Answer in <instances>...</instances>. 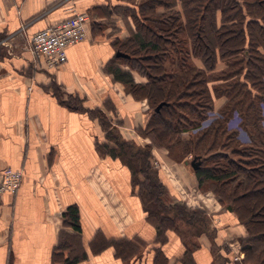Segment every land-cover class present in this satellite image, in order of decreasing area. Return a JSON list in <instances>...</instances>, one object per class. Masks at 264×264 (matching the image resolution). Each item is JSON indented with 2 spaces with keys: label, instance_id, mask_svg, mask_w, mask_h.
Returning <instances> with one entry per match:
<instances>
[{
  "label": "crops",
  "instance_id": "crops-1",
  "mask_svg": "<svg viewBox=\"0 0 264 264\" xmlns=\"http://www.w3.org/2000/svg\"><path fill=\"white\" fill-rule=\"evenodd\" d=\"M144 1L0 0V181L4 167L22 171L16 192L0 193V264H64L66 256L82 249V264H184L186 245L173 229L158 239L139 197L130 194L126 169L113 163L97 168L94 145L103 140L104 132L87 115L100 108L112 123L121 120V126L133 133L135 122L144 126L133 97L120 92L105 70L109 59L119 57L112 38L128 37L137 27L133 19L143 22ZM152 8L155 18L183 10L181 0ZM74 12L89 15L87 36L67 48L65 63L49 69L42 57L31 54L28 39ZM144 24L150 29V24L158 25L150 20ZM116 28L121 33L111 34ZM120 66L128 69L125 63ZM131 73L136 82L146 81L136 71ZM53 82L68 98H80L76 110L49 91ZM189 166L186 161L170 163V169L163 166L157 172L170 203L200 209L213 221L214 235L208 236V230L200 233L192 263L242 264L232 261L229 253L231 228L240 227L237 216L222 208L212 193L200 190ZM93 169L101 170L97 182ZM72 204L79 209L80 231L63 224L62 213ZM61 238L66 248L56 251ZM135 239L139 246L128 256L115 254L117 246ZM97 249L101 250L93 252Z\"/></svg>",
  "mask_w": 264,
  "mask_h": 264
},
{
  "label": "trees",
  "instance_id": "trees-1",
  "mask_svg": "<svg viewBox=\"0 0 264 264\" xmlns=\"http://www.w3.org/2000/svg\"><path fill=\"white\" fill-rule=\"evenodd\" d=\"M172 1L145 0L141 3L140 11L145 18L143 22H137L138 29L133 35L116 41L120 44L116 46L117 51L125 56L115 57L114 63L108 67V73H111L116 81L128 85L133 96L146 97L152 101L153 110L146 125L159 141L187 129L183 128L187 125L195 126L197 121L204 117L206 108L211 105L207 84L211 77L207 72L214 71L218 61L224 62L225 67L220 77L211 78L213 81H222L223 84L218 85L217 92L227 99L218 111L225 118L231 111L237 112L238 121L242 127H246V130L243 129L247 133L249 144L256 148L254 158L246 162L254 164L240 167L234 159L217 153L206 157L194 171L199 186L206 181L227 182V179L236 177L240 170L243 171L242 180L239 181L238 187L232 190L233 193H229V198L233 204L232 209L245 224L249 234L246 244L241 248L242 251L246 254L259 248L254 247L252 243L261 245L258 263L264 264V129L260 115L261 105L264 106V0H181V14L173 10L155 18L152 7ZM148 13L155 19L147 17L150 16ZM145 20L157 22L156 30L148 28L144 24ZM167 44L170 48L166 47ZM191 54L201 59L204 68L195 69L188 63ZM167 61L172 67L176 65L175 74L167 71ZM121 63L127 64L128 69L121 68ZM131 71L145 76L146 81L136 82ZM175 95L178 101H175V104L170 103L169 98ZM185 96L191 99L195 97L198 102L193 105L192 101L183 99ZM75 97L71 96L73 100ZM64 103L69 107H79L75 103ZM183 107L189 111L191 117L187 114H184L187 118L181 117L180 110ZM90 112H98L105 126L102 111ZM181 120L186 122V126L180 125ZM223 121L224 119H215L204 134L212 131L213 137L222 138L218 135ZM236 131L230 130L227 133V128L225 130L223 127L221 135H226L225 139L233 140ZM107 136L113 138L115 146L119 145L117 154L114 145L108 152L113 156L124 157L133 174L142 176L141 198L158 235L163 236L166 229L181 228L178 221L188 228L187 234L195 232L198 235L207 230L208 222L204 211L188 209L186 205H171L165 185L153 171L149 149L128 154L126 149H123L124 143H118L119 141L114 139L116 134L111 129ZM200 139L201 136L198 141ZM239 150L243 152L244 149ZM135 155L141 158L138 159V165L129 159ZM221 158L226 161H221ZM255 205L258 207L256 211ZM63 216L68 219L73 229L80 231L77 205L67 206ZM195 233L182 237L187 246L186 255L197 246L196 241L192 240L196 236ZM84 259L85 253L76 250L66 256L63 263L82 264Z\"/></svg>",
  "mask_w": 264,
  "mask_h": 264
},
{
  "label": "rangeland",
  "instance_id": "rangeland-1",
  "mask_svg": "<svg viewBox=\"0 0 264 264\" xmlns=\"http://www.w3.org/2000/svg\"><path fill=\"white\" fill-rule=\"evenodd\" d=\"M141 17H143V16L141 15ZM149 17H151V15ZM132 22H133V24L136 25V22H138V21H137V19H133ZM150 26H151L152 30H154V31L156 30L155 26H153L152 24H150ZM137 29H138V27H135L136 31H137ZM132 30H133V28H132ZM135 30H133V31L136 32ZM133 31H130L129 36L134 34ZM119 33H121V30H118L117 28L111 31V34H113V35H119ZM111 37H114V36L111 35ZM128 37H125V39ZM116 41H118L117 38L114 40L112 38V42L114 44H117L115 46H119L120 44L117 43ZM121 47L126 49V47H123V46H121ZM166 47L170 48V45L167 44ZM191 55H189L188 63H190V65L195 67V69L196 68H204V65H203L201 59L199 57H194ZM113 60H114V58L113 59L111 58L105 63L106 72H108V67L113 62ZM217 64L218 65L214 71L207 72V75H210V77L212 79L220 77L221 71L225 67L224 62L218 61ZM166 65H167L166 66L167 71H171V72H173V74H175L174 71L177 70L176 65L174 64L172 67L171 64H169V61L166 62ZM107 74H109L111 76L113 81H115L116 83L119 84L120 89H121L120 92H122L123 94H128L129 96L133 97L132 98L133 102L135 103V105H137V106H135V108L137 107L136 110L138 111V115H140L139 117H142V116L144 117L145 124H144V126L140 127V126H138L137 122H135L136 127H134V128L136 130V133H133L132 131H130L129 128H128L129 130H127L126 127L121 126V120L120 121L116 120V121H113V123H112L111 119H109V117H107L103 111H102V113L104 115L105 126L103 125V123L101 121V117L98 114V112H95V113L88 112L87 115L91 118H95L98 121L102 131L104 132L103 140L100 142H98V141L95 142V145H94L95 151H96V158H97V168L99 169L101 164H105V163H113V164H118L120 166H123L127 171L126 172V178L128 179V183L130 185V194H132V195L135 194L139 197L138 199L141 202L142 209H144L146 211L148 219H149L148 210H147L146 205L143 203V200L141 198V195H142L141 194L142 193V187H141L142 176L140 175L138 177V175L133 174L130 167L128 166V164L124 160L125 159L124 157H121L120 155L113 156L108 152L110 147L115 144L113 142V138L107 136L110 129L116 134L114 139H117V141H119L118 143H124L122 145L123 149H126L128 154H133L134 152H138V151L140 152V151H142V149H149L151 151L150 153H151V163H152L153 171L156 172L157 176H158L157 171L159 169L163 168V166H166L167 169H170L171 168L170 163L174 164V163H181L183 161L184 162L186 161L191 166L190 162L192 160H194L199 165H201V163L203 162V160L206 157H208L210 155L217 154V153L227 155L229 158L234 159L236 162H238V164H240V167H242V166L249 167V166L254 164V162H252V163L246 162V160L249 161L251 158H254L253 156L256 153V148L252 144H249V140L246 137L247 133H245V131H244V129L246 130V127H242L240 121H238L237 116H236L237 112L231 111V114H229L225 118L218 111V108L220 107V105H222L227 100L225 96H220L219 93L217 92L218 85L223 84L221 80H219V81L214 80L213 81L210 78L211 81H208V83H207L208 84V90H209V94L211 96V103L210 104L212 106L210 105L209 107L206 108L204 117L201 120L197 121L195 126L194 125H192V126L187 125V127H183V128H187V129L179 131V133H176L175 135L172 134V135L168 136L169 138L167 137L163 140L157 141V139L155 138V134H153L150 131V128H148L146 125L147 119L149 118L150 113H152V110H153L152 101L147 99L146 97L133 96L129 92V86L128 85H126L120 81H116L111 73H107ZM145 79H146V77H145ZM196 88H199V87L196 86ZM48 89H49V91H51V93H53V95L57 98V100L61 104L67 106L68 108H71V109L73 108V110H76V108L69 107L67 104L62 103L59 98H61V99L64 98L63 100H65V102H67V103H71V104L75 103L78 105V103L80 102L79 101L80 98H78V96L75 97V100H73V98H70V97L68 98V96L64 95L63 90L54 82H53V84H51L48 87ZM183 99L188 100L189 102L192 101L193 105H195V103L198 102V99L195 97H193V99H191L190 97L185 96V98H183ZM175 101L176 102L178 101V99L176 98V95L172 96V98H169L170 103L175 104ZM153 105H155V104H153ZM95 110L101 111L100 108H95ZM260 111H261L260 112L261 126L264 129V106L263 105H261ZM180 112L182 114L181 117H186L184 114H187V116L191 117L189 114V111L187 109L185 110L184 107L180 110ZM217 118L224 119V121L221 125L222 127L219 130V135H218V137H222V138L216 139L215 137H213L212 131L207 132L205 134H204V131L206 129H208L210 124L213 123V121ZM180 122H181V124H180L181 126H186L185 121L182 122V120H181ZM242 123H244V122H242ZM213 126L215 127L216 125L214 124ZM223 127L225 128V130L227 128V133L230 130H234V131L237 130L234 137H233L234 138L233 140L232 139H225L226 135H221L223 133L222 132ZM130 128H131V125H130ZM121 130H123L126 133L124 134V132H121ZM121 134L126 136L127 139L124 138L123 135H121ZM200 136H201V139L198 141V138ZM114 147H115V152L117 154L118 149H119V145L118 146L114 145ZM234 147H239V148L234 149ZM239 149H244V150H243V152H240ZM237 151H239V152L237 153ZM125 156L127 157L128 155H125ZM129 159L135 165H138L139 164L138 159H141V158L138 155H135L134 158H129ZM221 161L225 162L226 160L224 158H221ZM190 166H189V168H190ZM191 168L193 169L192 166H191ZM192 171H194V169ZM99 172H101V170L97 171L96 169H93V176L96 179V182L98 181V175L100 174ZM242 172L243 171L240 170L238 175H236V177H232V178L227 179V182L217 183V182H212V181H206V182L202 183V185H200L199 188L203 192L212 193L214 195V197L217 199L219 205L222 206V208L231 211L232 213H234L237 216L240 227L238 226L237 228H235V227L231 228V231L233 234H230V235L232 237L230 235L228 236L229 237L228 238L229 247H231L233 250V251L229 252L230 258L232 259V261L237 262V263L241 262L242 264H259L258 263L260 261L259 252L262 249L261 248L262 246L259 244H256V243H252V244H254V247H259V248L256 250H250L246 254L242 251L241 248L244 244H246V241L248 239L249 234H248V230H247V227L245 226V224L240 220L237 213L232 209L233 204L229 198V197H231L229 195V193L232 194L233 193L232 190H234L235 187L238 185L239 181L242 180L241 179V178H243ZM112 176L117 178L115 174H112ZM196 179L198 182L197 177H196ZM236 191H239V190H236ZM15 192H13V193H15ZM167 196H168V192H167ZM171 205L179 206V205H185V204L183 202H172V200H171ZM186 207L188 209L195 208L192 206H186ZM195 209H197V208H195ZM255 209L256 210L258 209V207L256 205L254 207V210ZM65 210H66V208L64 209V211ZM198 210H200V209H198ZM205 215H206L207 222H208V225L206 228L208 230V236L212 237V235H214V233H213L214 226L212 224L213 221L211 223V220L209 219L210 216L207 213H205ZM62 220H63L64 225L69 224L68 219L65 216H63V213H62ZM178 223H179L178 226L181 228L173 229V230L177 233V235L180 237L181 240H182L183 236L194 235L195 232H192V233L189 232V234L186 233V229H188V228H186L184 226L183 222L178 221ZM242 229H243V231H242ZM243 232H244V234H242ZM196 234L197 233H195V235ZM157 235H158V233H157ZM163 236L158 235V239L162 240L164 238ZM198 236H200V233H198V235L194 236L192 238V240L196 241ZM98 241L100 242V239ZM112 241L113 240H111V239L109 240V242H112ZM62 242H63V238H61V241L59 242V244L56 247V248H59V249H56L57 251L58 250L62 251L63 249L66 248L62 245ZM101 242H105V240H102ZM197 244H198V242H197ZM117 245H120V244H117ZM138 246H139V242L137 239H135L134 241H126L124 244H122V246H117L120 248L119 253H118V248L116 247L117 252L115 254L120 258L126 257L129 255L130 251L136 250V247H138ZM77 247H78V245H77ZM228 248L226 246L227 252H228ZM100 250L101 249L93 250V252H99ZM82 252H84L83 249H82ZM54 255L57 259L62 258L61 254H60V256L56 255V253L53 254V256ZM85 258H86V253H85ZM218 262L219 261H216L214 264H218ZM183 263L184 264H194V263H192L191 252H188V255H186L184 257ZM158 264H159V262H158Z\"/></svg>",
  "mask_w": 264,
  "mask_h": 264
},
{
  "label": "built area",
  "instance_id": "built-area-1",
  "mask_svg": "<svg viewBox=\"0 0 264 264\" xmlns=\"http://www.w3.org/2000/svg\"><path fill=\"white\" fill-rule=\"evenodd\" d=\"M89 20L87 13L74 12L62 21L47 25L33 33L28 39V49L34 57H42L47 68H57L67 61V48L86 38ZM21 179L20 169L4 167L1 173L0 193L15 192Z\"/></svg>",
  "mask_w": 264,
  "mask_h": 264
},
{
  "label": "water",
  "instance_id": "water-1",
  "mask_svg": "<svg viewBox=\"0 0 264 264\" xmlns=\"http://www.w3.org/2000/svg\"><path fill=\"white\" fill-rule=\"evenodd\" d=\"M116 55H117V56H125V54H123V53L120 52V51H117V52H116ZM190 164H191V166L193 167V169H196V168L198 167V163H197L196 161H194V160H192V161L190 162Z\"/></svg>",
  "mask_w": 264,
  "mask_h": 264
}]
</instances>
